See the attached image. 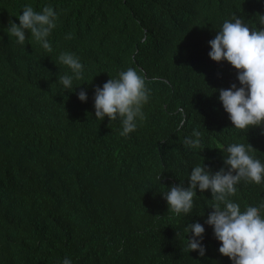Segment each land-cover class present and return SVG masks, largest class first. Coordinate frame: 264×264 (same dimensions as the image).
<instances>
[{"label": "trees", "instance_id": "obj_1", "mask_svg": "<svg viewBox=\"0 0 264 264\" xmlns=\"http://www.w3.org/2000/svg\"><path fill=\"white\" fill-rule=\"evenodd\" d=\"M25 5L58 13L52 52L30 33L24 45L7 33ZM259 15L264 0H0V264H231L205 223L210 191L180 217L163 193L187 187L197 165L224 168L233 143L264 163V128H232L218 98L239 87L236 71L208 56L225 20L255 30ZM62 52L84 65L72 89L58 83ZM128 68L145 75L151 96L122 137L119 120H95L94 93ZM193 130L199 146L188 148ZM236 188L242 211L264 203V183ZM197 222L203 258L186 250L185 228Z\"/></svg>", "mask_w": 264, "mask_h": 264}, {"label": "clouds", "instance_id": "obj_2", "mask_svg": "<svg viewBox=\"0 0 264 264\" xmlns=\"http://www.w3.org/2000/svg\"><path fill=\"white\" fill-rule=\"evenodd\" d=\"M58 13L45 6L35 11L25 5L17 17L19 25L12 22L7 33L24 45L26 33L46 52H52L49 37L56 28ZM257 29L250 28L240 18L225 20L214 39L209 41V58L216 63L227 62L237 73L236 83L227 89H219V101L228 114L232 128L249 130L264 128V15H259ZM67 39H71L68 34ZM58 62L67 67L68 72L59 76L58 83L64 89H72L74 81L84 78V65L80 58L70 52H62ZM151 89L144 74L134 68L120 71L115 78H109L94 93L95 120L109 124L119 120L120 135L128 137L135 132L138 121L144 119V106L149 103ZM78 99L88 100L87 92L81 90ZM200 132L193 130L185 138V146H199ZM251 145L233 143L227 146L224 168L212 172L204 165L191 169L188 186L180 183L163 193L168 212L176 217L188 216L194 208L197 191L209 192L212 196V211L205 223L213 229L214 238L219 242L218 252L227 257L231 264H264V203L259 206H246L242 211L231 197L241 182L260 185L264 183V163L249 153ZM185 231L191 234L187 240V251L198 252L201 258L206 255L203 244L205 227L199 222L189 223ZM62 264H73L65 257Z\"/></svg>", "mask_w": 264, "mask_h": 264}]
</instances>
